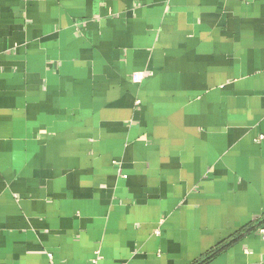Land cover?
<instances>
[{
	"label": "crops",
	"instance_id": "1",
	"mask_svg": "<svg viewBox=\"0 0 264 264\" xmlns=\"http://www.w3.org/2000/svg\"><path fill=\"white\" fill-rule=\"evenodd\" d=\"M258 220L264 0H0V264H264Z\"/></svg>",
	"mask_w": 264,
	"mask_h": 264
},
{
	"label": "trees",
	"instance_id": "2",
	"mask_svg": "<svg viewBox=\"0 0 264 264\" xmlns=\"http://www.w3.org/2000/svg\"><path fill=\"white\" fill-rule=\"evenodd\" d=\"M262 225V221L258 220L256 223L249 225V227H244L242 230L235 232L232 234L231 238H237L241 236L242 234H245L247 232H251L254 230V228H258ZM232 242V241H231ZM230 242H222L217 247L209 250L205 255H203L200 259L193 262V264H206L214 255H216L218 252H221Z\"/></svg>",
	"mask_w": 264,
	"mask_h": 264
},
{
	"label": "built area",
	"instance_id": "3",
	"mask_svg": "<svg viewBox=\"0 0 264 264\" xmlns=\"http://www.w3.org/2000/svg\"><path fill=\"white\" fill-rule=\"evenodd\" d=\"M132 78H133V81L135 83H138V82H140L142 80L143 75L141 73H135V74H133ZM262 137L263 136L261 135L260 138H262ZM258 231H259L261 237L264 239V227H259V230ZM101 258L102 257H101L100 251H97V254H96L95 258L93 259V263L94 264H100Z\"/></svg>",
	"mask_w": 264,
	"mask_h": 264
}]
</instances>
